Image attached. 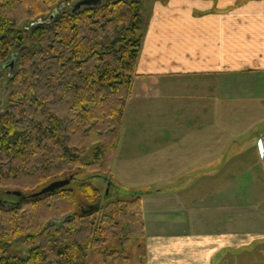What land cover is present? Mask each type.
<instances>
[{"label":"trees","instance_id":"obj_1","mask_svg":"<svg viewBox=\"0 0 264 264\" xmlns=\"http://www.w3.org/2000/svg\"><path fill=\"white\" fill-rule=\"evenodd\" d=\"M78 1L0 0V87L8 80L2 66L16 56L0 112V264H87L110 239L122 246L144 236L141 197L112 196L116 186L107 179L138 77L143 3L100 0L57 10ZM44 18L48 24L22 30ZM82 175L90 178L78 181ZM71 177L85 209L71 184L36 199L5 200L6 192L27 197ZM95 178L109 190L89 212L102 197ZM19 244L25 254L11 255Z\"/></svg>","mask_w":264,"mask_h":264},{"label":"crops","instance_id":"obj_2","mask_svg":"<svg viewBox=\"0 0 264 264\" xmlns=\"http://www.w3.org/2000/svg\"><path fill=\"white\" fill-rule=\"evenodd\" d=\"M163 1L153 5L137 78H199L205 83L197 87L200 103L204 98L210 108L221 101L234 111L263 110L264 0ZM209 135L184 134L182 139L193 141L184 142L183 153H216L206 141ZM263 139L264 128L251 144L258 150L259 168H264ZM255 168L245 158H234L221 177L216 174L226 178L222 182L200 179L175 194L141 195L140 264H264V174L245 181L235 174Z\"/></svg>","mask_w":264,"mask_h":264},{"label":"rangeland","instance_id":"obj_3","mask_svg":"<svg viewBox=\"0 0 264 264\" xmlns=\"http://www.w3.org/2000/svg\"><path fill=\"white\" fill-rule=\"evenodd\" d=\"M102 1L104 3L108 0ZM126 1L143 3L140 30L145 40L152 20L153 5L164 1ZM72 7V4L65 2L57 10L70 12ZM40 20L38 23L26 24L22 30L31 31L49 23L47 18ZM12 73L10 69L4 70L3 76L9 80ZM8 80L0 87V112L6 109L10 93ZM200 84L205 85L202 79L193 77L135 80L112 162L111 177H107L111 178L117 187L111 189L112 196L118 192L124 198L136 195L141 197L150 193L170 195L191 189L200 179L206 182L208 180L222 182L226 178H219L216 174L219 172L221 177L222 169L230 165L234 158L236 162L241 157L245 158L249 166L253 168L256 166L252 172L251 170L242 172L243 175L236 171V180L245 181L250 175L256 174L259 177L264 174V168L257 166L259 155L256 145L254 143V146L251 145L253 137L264 128V109L234 111L227 103L221 105V101L218 108L214 106L210 108L204 98L201 103L196 99L199 93L197 87ZM197 133L216 134L217 138H212V142L210 135L206 141L208 146L209 143H213L212 148L217 152L213 155H185L184 142H192ZM184 134L193 139L187 137L182 139ZM233 140L236 141L235 144ZM262 144L264 145V139ZM250 146L255 149L240 156ZM86 178L89 179L90 176L82 175L77 180L82 181ZM91 182L99 189L103 205L105 193L109 190L108 181L95 178ZM70 188L75 190L81 203L79 209H85L88 203L84 202L82 195L77 191V183H72ZM4 196L5 200L13 202V195ZM143 237L132 238L122 246L121 242L110 239L101 249L88 254L87 264H140L143 253L140 244ZM111 252L116 254L113 257L106 256V253ZM21 254H25V249L20 244L11 251V255Z\"/></svg>","mask_w":264,"mask_h":264},{"label":"water","instance_id":"obj_4","mask_svg":"<svg viewBox=\"0 0 264 264\" xmlns=\"http://www.w3.org/2000/svg\"><path fill=\"white\" fill-rule=\"evenodd\" d=\"M99 3H100V0H80L76 4H74L73 9L74 11H78L83 7H89V6H92L93 4L98 5ZM15 61H16V56H13L10 61H8L6 64L2 66V69L3 70L10 69L13 71L14 66H15ZM73 179L74 177H71L70 179L53 182L47 187L43 188L41 191L33 195L27 196V197H24L19 192H6V194H11L13 196L19 197L22 201L23 200L25 201L27 199H36V198L48 195L50 193H53L55 191L68 187L71 184ZM101 204H102V201H99L95 206H92L89 208V212H93L96 209L100 208ZM0 206H4L2 201H0Z\"/></svg>","mask_w":264,"mask_h":264},{"label":"built area","instance_id":"obj_5","mask_svg":"<svg viewBox=\"0 0 264 264\" xmlns=\"http://www.w3.org/2000/svg\"><path fill=\"white\" fill-rule=\"evenodd\" d=\"M261 141V140H260ZM259 141V142H260ZM260 151H261V157H262V160L264 162V145H262V143L260 142Z\"/></svg>","mask_w":264,"mask_h":264}]
</instances>
